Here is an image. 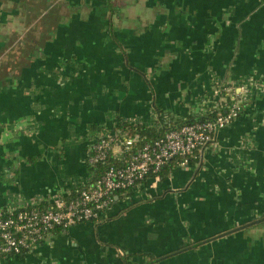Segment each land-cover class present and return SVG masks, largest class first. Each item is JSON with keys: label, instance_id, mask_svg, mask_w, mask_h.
Masks as SVG:
<instances>
[{"label": "crops", "instance_id": "crops-1", "mask_svg": "<svg viewBox=\"0 0 264 264\" xmlns=\"http://www.w3.org/2000/svg\"><path fill=\"white\" fill-rule=\"evenodd\" d=\"M23 1L61 17L0 87V213L92 181L91 147L119 123L175 124L220 109L218 88L250 92L196 164L0 264H264V223L244 228L264 215V0ZM18 2L0 0L4 35L25 27Z\"/></svg>", "mask_w": 264, "mask_h": 264}, {"label": "built area", "instance_id": "built-area-1", "mask_svg": "<svg viewBox=\"0 0 264 264\" xmlns=\"http://www.w3.org/2000/svg\"><path fill=\"white\" fill-rule=\"evenodd\" d=\"M242 89L240 96L245 98L250 91L248 86ZM232 90L228 86L214 91L216 96L225 95V101L227 97L234 101L227 116L183 125L151 143H142L139 135L133 137L119 129L103 134L88 157L90 168L105 167L99 178L95 176L47 206L35 202L0 213V261L31 253L57 229L67 231L103 219L112 210L115 195L138 191L141 183L157 176L173 159H182V167L189 166L192 158L199 159L214 136L231 126L243 111V99Z\"/></svg>", "mask_w": 264, "mask_h": 264}, {"label": "trees", "instance_id": "trees-1", "mask_svg": "<svg viewBox=\"0 0 264 264\" xmlns=\"http://www.w3.org/2000/svg\"><path fill=\"white\" fill-rule=\"evenodd\" d=\"M1 1L9 2V0ZM31 4L33 7H30V2L27 3V1L22 2V0H19L17 3V8H20L21 12H25L24 18L27 21L26 22L24 20L25 27L23 28L25 31H22L23 28L22 30L18 28V30L16 29L12 32H6L5 35L0 32V87L2 88L7 86L10 80L21 78L24 73L32 69L37 59L44 51L45 42L55 35V32L58 28L59 23L57 24L58 21L56 22L53 13L54 11L50 10L51 5L47 4L45 8H43L41 6L36 7L37 5L34 3ZM35 7L38 9H35ZM49 21H52V23L49 24ZM32 23L34 24L32 27H30ZM27 25H30L28 30H26ZM40 25L44 27V31L42 33L38 30ZM223 96L226 97L225 95ZM233 106L234 101H232L230 97H227L226 101L223 103V106L217 111L208 112L205 115L199 117H189L187 121H178L175 124H168L166 120H163V122H160V126L157 128H146L128 123H119L118 129L123 132H129L133 137L139 135L142 138V143H151L163 137L172 129L180 128L183 125L203 121H212L218 116H227ZM97 141H99V139ZM183 162L184 161L182 159H173L157 176L141 183V187L146 186L147 183H152L155 180H167L176 168L182 166ZM197 162V159H190L191 165L194 163L196 164ZM90 169L96 178H99L105 172L104 166H98L94 169ZM134 193L135 191H130L126 196H122L120 193L115 195L113 205L115 206L118 204L119 200L130 199ZM59 230L60 229H57L56 231ZM126 264L134 263L127 261Z\"/></svg>", "mask_w": 264, "mask_h": 264}, {"label": "rangeland", "instance_id": "rangeland-1", "mask_svg": "<svg viewBox=\"0 0 264 264\" xmlns=\"http://www.w3.org/2000/svg\"><path fill=\"white\" fill-rule=\"evenodd\" d=\"M55 1L58 2V0H55ZM54 14H55L54 17H55V19H56V22L58 21V22H57V24H58V23L60 22V20H58V18H60L61 15H60V16H57V13H56V12H54ZM98 15H99V13H98ZM24 16H25V12L22 11V15H21V18H22V19L20 18V21H22V22L24 21V19H23ZM48 23L51 24L52 21H49ZM26 28H28V27H26ZM17 30H18V29H17ZM21 30H22V29H21ZM38 30H39V32L42 33V32L44 31V27H43L42 25H40V26L38 27ZM22 31H25V29L23 28ZM57 47L59 48L58 45H54L55 50H57ZM232 92H233L234 94H236V93H235V87H234V86H233V90H232ZM141 199H142V198H141ZM141 199H140L139 201H137V202H136L135 199H134V200L131 202L132 205H135V204L138 205L139 203H142V201H144V200H141ZM145 201H146V200H145ZM128 207H130V205H129Z\"/></svg>", "mask_w": 264, "mask_h": 264}, {"label": "water", "instance_id": "water-1", "mask_svg": "<svg viewBox=\"0 0 264 264\" xmlns=\"http://www.w3.org/2000/svg\"><path fill=\"white\" fill-rule=\"evenodd\" d=\"M262 223H264V215H263V218H260V219H258L257 221H254V222H252V223H249V224L246 225L244 228H249V227L256 226V225H259V224H262ZM233 232H235V231H233ZM230 233H231V232H230ZM230 233H225V234H223V235L218 236L217 238H224V237H226L227 235H229Z\"/></svg>", "mask_w": 264, "mask_h": 264}, {"label": "flooded vegetation", "instance_id": "flooded-vegetation-1", "mask_svg": "<svg viewBox=\"0 0 264 264\" xmlns=\"http://www.w3.org/2000/svg\"><path fill=\"white\" fill-rule=\"evenodd\" d=\"M260 218H263V216H261ZM260 218H259V219H260ZM262 224H263V223H262Z\"/></svg>", "mask_w": 264, "mask_h": 264}]
</instances>
